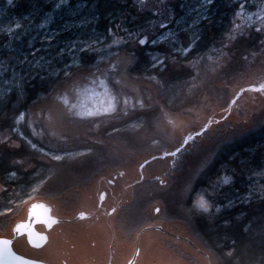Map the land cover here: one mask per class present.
<instances>
[{
	"label": "snow or ice",
	"instance_id": "1",
	"mask_svg": "<svg viewBox=\"0 0 264 264\" xmlns=\"http://www.w3.org/2000/svg\"><path fill=\"white\" fill-rule=\"evenodd\" d=\"M232 4L228 27L219 35L212 31L218 0H80L74 6L70 0H56L55 9L68 6L67 18L58 13L57 19L47 12L34 28V17L28 16L24 17L28 23L14 20L0 28L5 37V42L0 44V109L21 108L33 96L46 101L35 111L23 107L10 129L30 153L12 140L11 135L0 138V145L11 149L6 157L0 158V197L5 200V211L0 216L11 212L17 200L24 204L37 195L46 194L52 199L78 195L79 190L69 186L66 170L79 171L93 149L67 147L68 137L58 132L59 129L86 122L98 128L96 121L102 116L129 117L139 112L133 127H143L147 121L167 135L169 127H180L181 117L192 112L191 107L181 109L176 101L179 99L180 104L186 105L195 100L194 106H203L209 114L198 127L181 136L174 150L163 153L165 157H177L189 147H196V137L210 134L213 125L227 120L233 107L239 106L242 94L264 93V82L248 88L240 86L224 99L226 107H222L221 113L217 114L211 106V93L220 89L227 92L229 83L251 66L247 63L249 55L256 57V52L247 55L241 52L240 61L245 63H240L236 58L237 45L243 46L253 32L264 33V0L252 5L255 11L248 7L249 0H232ZM7 5L16 6L14 0H7ZM259 43L261 47L257 51L264 54V39ZM177 66L186 70L188 80L183 86L188 90L187 95L182 96V90L173 84L174 79H179L173 75ZM259 76L264 80V62ZM141 79L151 87L143 90L136 87L135 82ZM96 87L103 88L107 103L89 108L80 98L89 93L98 95ZM21 121L26 122V132L16 127ZM119 131L120 128L112 126V132ZM152 142L160 143L155 139ZM220 147L223 145L211 153L204 151L199 165L176 193V199L186 206L184 211L188 214L219 213L222 228L241 227L250 235L258 234L261 255L259 260L253 258L252 264H264V210L258 220L251 221L255 227H243L250 220L243 206L257 200L264 205V159L257 161L248 155L238 159L232 155L227 165L221 163L214 170ZM176 163L173 160L172 166L176 167ZM123 175L117 172V176ZM155 179L160 185L166 184L160 176ZM100 200L102 207L103 193ZM64 203L71 206L73 201ZM37 208L43 209V216L36 212ZM49 211L44 204H32V215L43 219L52 229L61 221L49 215ZM111 211L114 213L116 209L113 207ZM153 211L159 214L161 208L154 206ZM89 218L84 211L72 217ZM145 227L151 225L145 221ZM22 229H30V225L18 224L15 231ZM143 231L141 228L137 235ZM28 238L37 248L49 239L39 234L33 238L31 231ZM12 244L11 239L0 238V264H38L17 255ZM134 255L139 256L140 251Z\"/></svg>",
	"mask_w": 264,
	"mask_h": 264
},
{
	"label": "flooded vegetation",
	"instance_id": "2",
	"mask_svg": "<svg viewBox=\"0 0 264 264\" xmlns=\"http://www.w3.org/2000/svg\"><path fill=\"white\" fill-rule=\"evenodd\" d=\"M227 97L228 95L226 98ZM6 135H11L12 140H14L16 143L19 142L21 145L23 144L20 139L19 141L16 140L15 135H13L11 132L5 134L0 133V138H3V136ZM101 137L103 136H100L99 139ZM180 137L178 140H180ZM107 139V136L102 138L104 141H107ZM102 140L100 139L101 144H98L100 141L96 142L95 144L97 147L105 146L107 148L108 146L103 144ZM165 141L166 146L168 145L166 150L156 152L150 155V157L143 154L136 156L137 159L143 155V158H141L143 159V162L141 164H144V167L150 163L147 170L149 168H160L163 171L161 178L166 180L165 185H160L154 176H145L143 179L132 182V169L130 168L139 165L135 162L136 159L131 158V156L122 155V163L115 164L112 159H117L114 154L117 148H113L115 149V151H113L112 148L109 149L108 147L106 149L108 152L106 163H86L84 167L75 172H73L71 169L66 170V179L69 183V186L74 190L78 189V195L71 198L65 196L62 199H52L46 194L37 195L33 200L24 204H21L19 200H17L15 205L12 206L13 210L11 212H8L6 216H0V234L8 235V227L10 226L12 220H14L13 224L19 221V217L24 214L26 204H30L32 201L42 199L44 201H55V204L53 203L52 205L60 215L63 214L73 217L78 211H83L90 208L97 209L92 210L90 219L91 221L88 222L86 226H84V230L86 232L88 230L89 234L100 231V236H98V239L100 238V242L97 243L95 240L92 241L93 243L91 242L94 248L89 247L84 250L80 264H101L102 261H106L109 257L107 251L110 247L114 248V251L116 252L115 261L119 262V259L124 257V259H126L128 254L126 256L124 253L126 250H129L128 246L132 244L135 233H137L139 229L145 227V221L149 225L154 223H177L178 225L183 226L181 228H183V231L189 238H191L193 241H198L203 249L210 251L203 243H201L200 240H198L191 222V216L185 211L183 212L182 217L180 214H178V212H175V210L178 209L179 204L178 203L175 205V203L178 202L176 199V193L180 191V188L184 182L182 177L187 172H192L193 169L190 166L187 168L185 164H182V161L185 157L183 155H185V153L181 154L182 156L178 155L177 157H165L163 155L164 151L170 152L174 150L175 147V145L171 146L169 139H166ZM25 148L24 151L26 153H30V149ZM188 151H190V147ZM153 156L160 157V159L154 160ZM109 160H111L110 163ZM173 160H176L177 162L176 167L172 166ZM145 161L148 163H145ZM139 169L142 172L141 175H144V168L141 169L139 165ZM117 172H123L124 175L117 176ZM109 180H113V183H108ZM149 185H153L155 189L149 190ZM139 191L146 192V197H140ZM101 192H105V196L104 200L102 201L103 206L98 208ZM24 199L27 200L28 198L24 197ZM69 199L73 201L71 206L64 203V201ZM138 201L139 203L141 201L143 202L144 210L138 214L134 212V219H132V208H134ZM155 202L160 204L158 207L163 208L161 210V216L156 212L150 213L149 206ZM4 204V198L0 197V212L5 211ZM93 205L96 207H93ZM113 207L117 210L116 213L111 211ZM37 229L39 231H44L45 227L40 225L37 227ZM67 230V227L58 228L57 232L60 234L62 239L67 235ZM74 230H71L69 234L72 236L76 235L77 231ZM174 230L179 231L178 228H174ZM109 239H111L113 243L111 242L112 244H108L107 247L106 242ZM16 244H20L19 241H17ZM151 247H155L151 250L162 249L166 251L170 257L168 258L170 264H202V262L194 254H192L187 247L174 242L170 238H161L159 239L158 244H154ZM146 261L150 262V264H153L154 259L150 253H147V255L141 260L140 264H145ZM215 263L218 264L216 260Z\"/></svg>",
	"mask_w": 264,
	"mask_h": 264
},
{
	"label": "rangeland",
	"instance_id": "3",
	"mask_svg": "<svg viewBox=\"0 0 264 264\" xmlns=\"http://www.w3.org/2000/svg\"><path fill=\"white\" fill-rule=\"evenodd\" d=\"M14 2L16 6L11 7L7 5V0H0V28L5 27L8 22L14 21V20H20L22 23H28V21L24 20L25 16H28L30 19L34 17V19H32V27L34 28L36 24L42 22L43 16L47 12H52V14L56 16L57 19H59V15H63L65 18H67L68 16V6H64L62 9H59V10L54 8V4L56 3V0H44L46 4H49V7H45L46 5H44L42 8H36L33 10L32 8L26 9V6L20 4V0H14ZM79 2L80 1L71 2L70 0L71 5L73 6ZM259 2H260L259 0H249L248 7L250 8V10L255 11L256 9L252 7V5L259 4ZM223 3L225 4L224 5L225 8H228V6L230 5L234 6V4H232V0H223ZM218 4H220L219 0H218ZM58 13L59 15H57ZM254 35L256 37L259 36L261 39H264V33H255ZM255 36L252 37V35H250L251 39L255 38ZM4 42H5V37L2 33H0V44H3ZM255 47H257V45L256 46L254 45V48ZM260 47L261 46H258L257 49H260ZM257 49H255L256 57L255 58L252 57L248 61V64L251 66L247 68V71L242 74L237 75L235 77L234 82L229 83L228 86L230 87L231 92L232 90L237 89L240 86L248 88L251 84H257L258 86L259 82H264V80H261L259 76L261 62H264V54H261V52L257 51ZM179 67L180 66H177L176 68H179ZM135 84H136V87L142 90L148 87H151L149 82L143 79L136 81ZM181 85L176 86V87L179 89ZM180 90H182L181 91L182 96L187 95L188 93L187 88L183 86V88L182 89L180 88ZM95 92L98 95H93L92 93H89L86 96L81 97L80 102L89 108L96 107L102 102L107 103L106 99L102 95L103 88L96 87ZM211 95H212V105L211 106L214 109V111L217 114H219L221 113L222 107H226V105H224V99L226 98L227 95L228 97L231 96V93L227 94L223 89H220L219 91L212 92ZM45 103L46 101L41 100L35 105H32L30 109L35 111L39 109L40 107H42ZM176 103L179 107H185V106L191 107L192 111L193 110L195 111L196 109H200V112L196 117H190L189 114L182 116L181 120L183 121V123L181 124V126L178 128L169 127L167 129V135L161 133L160 130L155 127V125L150 124L147 121H145L142 127L143 129H140V127L138 128L133 127V123L135 122V118H134V121L131 122L128 127L129 129H127L126 127L125 131L123 132V136L127 137L126 140L123 138L119 140L117 135H115V137H112V139L114 140L116 144V148H117L116 152L114 153L117 159L116 160L112 159L113 162H115V164L122 163V158L123 156H126V155L131 156V158H135V159H136V156H139L140 154L150 157V155L156 152L166 150L168 146V145L166 146V141H165L166 139L170 140L171 146H174V145L177 146V143L179 141L178 138L182 134H186L188 131H190L194 127H198L199 124L203 123L206 115L209 114L203 106H201L200 108L195 107L194 106L195 100H193L192 104L182 105L180 104V100L178 99ZM238 105H239L238 107L236 106L233 107L232 113L231 115H228L227 120L222 121L220 125L218 126L213 125V129L210 134H207L203 137H196V141H195L196 147L195 148L190 147V151L185 152V155H183L185 157H184V160L182 161L183 162L182 164H185L187 168L188 166H190L194 170L199 165L200 158L204 154L205 150L209 153L216 151L218 146L220 145L225 146V144L227 145L228 143L233 141L232 139L237 135V133L239 134L243 133L245 130V127L246 128L248 127L256 128L257 126L259 125L262 126L264 124V93L248 91L242 94L241 98L238 101ZM106 115L107 114H105V116ZM136 115H140V113L137 112L135 114H131L132 117ZM32 118L35 119V117H32ZM121 118L122 117H119L117 120L116 118L105 119V117L102 116L96 121V123H99L98 128L95 126L94 123L86 122V123H80L76 125H68L66 128L59 129L58 132H62L64 135L68 137L67 143L76 144L79 146L82 144L89 145L91 142L96 143L100 141L101 138H103L101 137L99 139V136H102L101 134L99 135V132H100L99 130H101V125L109 126L115 123L116 121L120 120ZM216 118L219 119V115H217ZM127 119H130V117L129 118L127 117ZM25 123H26L25 121H21L19 125H16V127H19L21 131L26 132L27 129L25 128ZM161 138L162 139L164 138V139L162 140ZM15 139L19 141L20 138L15 135ZM48 139H53L54 141L56 140L55 137H48ZM153 139L160 141V143L154 144L152 142ZM20 140L22 141V139ZM98 144H101V141L98 142ZM22 147L25 148L26 146L24 147L22 144ZM107 148L105 146L93 147V152L87 158L88 160L87 163H92V164H96L98 162L106 163V159L108 157L107 155L108 152L106 150ZM221 148L222 147H220L219 149ZM112 150L115 151V149L113 148ZM110 162L111 160H109V163ZM135 162L141 165L143 161L141 158H137ZM139 165H137L136 167L130 168L132 169V172H131L132 182H136L137 180L141 179L142 172L139 169ZM149 165L150 163H148L144 167L143 170L145 174L142 176L144 178L145 176L146 177H153V176L161 177L163 171L160 168H156V169L149 168L147 170ZM189 173L190 172H187L185 175H183L182 179L185 180L188 177ZM178 203L179 202H176L175 205ZM159 205L160 204L157 202L150 205L149 206L150 213L154 212L153 211L154 206L158 207ZM138 206L139 207L137 208H132V211H133L132 219H134L135 213L138 214L144 210L143 205L138 204ZM184 208H185V205L179 203L178 209L175 210V212H178V214H180V216L182 217ZM136 209L137 211H135ZM162 209L163 208H161V210ZM161 213H159V215Z\"/></svg>",
	"mask_w": 264,
	"mask_h": 264
},
{
	"label": "trees",
	"instance_id": "4",
	"mask_svg": "<svg viewBox=\"0 0 264 264\" xmlns=\"http://www.w3.org/2000/svg\"><path fill=\"white\" fill-rule=\"evenodd\" d=\"M78 1L80 0H71V2ZM219 2V7L215 9L214 25L212 27V31L216 32L218 35L221 30L227 29L229 20L231 19L232 15V8L234 7L233 5H231L228 6V8H225L223 0H219ZM20 4L26 6V9L32 8V10L36 8H42L44 5H46L45 7H49V4H46L44 0H20ZM254 34L255 33L251 34L252 37L255 36ZM260 40L262 39L259 36H255V38L253 39H251V37L249 36L243 46L237 45V61L242 64L245 63L243 61H240L241 52H244V54L246 55L255 52V49L260 46ZM254 45H257V47L254 48ZM251 58L252 56L249 55V60ZM185 71L186 70L180 66L179 68H176L175 72L173 73L175 77L179 78L174 79L173 84H175L176 86L182 84L180 87L181 89L183 88V82L185 80H188V77L185 75ZM133 75H141V73H133ZM226 93H231L229 86L228 91ZM41 100L42 99H37L35 96H33L32 98L28 99L26 101V105H22L21 108H14L12 106H9L0 109V133H10V129L14 125L13 121L18 111H20L25 106L30 108L32 105H35ZM33 101H35V103ZM180 108L182 109L183 107ZM199 112L200 109H196L195 111L193 110L189 114V116L196 117ZM136 116L132 117L130 114V119H127V117H122V120L120 119L109 126L101 125L99 135L101 134L103 137H108L107 141H103L101 138L103 144H105L109 148H115L116 144L112 139V137H115V135H117L119 140H121L122 138L126 140L127 137L123 136V132L125 131L126 127L127 129H129L128 127L130 123L134 121V118ZM117 119L118 118H116V120ZM113 125L120 128V131L112 132ZM140 129L143 128L140 127ZM232 140L233 141H229L230 143H228L227 145L225 144V146L219 149V154L216 163L213 166L214 170L219 169L221 163L227 165L232 155H237L238 159L241 156L245 155L253 157L257 161H261L262 159H264V124L262 126L259 125L256 128L245 127L244 132L240 134L237 133V135ZM94 143L95 142H91L89 145L82 144L80 146L76 144L67 143V147L79 148L80 150H84V148L87 146L93 149V147H97V145ZM9 152L10 149L6 145H0V158L6 157ZM148 187L149 190L155 189L153 185H149ZM139 195L140 197L144 198L147 194L146 192L139 191ZM138 204L143 205V202H138L134 208H137ZM243 208L245 215L250 217V220L246 224H244L243 227H255L251 224V221L259 219L262 210H264V205H262L257 200L251 205L243 206ZM135 211H137V209ZM189 215L191 216V222L198 240H200L201 243H203L211 251L218 264H252L253 258L259 260L261 255V241L258 234L250 235L241 227H234L230 229L222 228L220 226L219 213H214L211 216H209L208 214L200 215L199 213L195 215ZM240 219L243 220V217H241ZM228 252H231L232 255L228 256Z\"/></svg>",
	"mask_w": 264,
	"mask_h": 264
},
{
	"label": "water",
	"instance_id": "5",
	"mask_svg": "<svg viewBox=\"0 0 264 264\" xmlns=\"http://www.w3.org/2000/svg\"><path fill=\"white\" fill-rule=\"evenodd\" d=\"M138 158H143L141 155ZM143 161V159H142ZM105 196V192H101ZM100 199V198H99ZM55 201H44L42 199L32 201L30 204H26L24 214L19 217V221L13 224L12 220L10 226L8 227V235L0 234V238L11 239L13 241L12 248L17 253V255H22L26 259L37 261L38 264H80L82 261V254L86 248H94L92 241L100 242V231L97 233L89 234L84 230V226L91 220V212L93 209L90 208L83 210L88 213L90 218L86 220L72 219V216H67L63 214H58L56 209L52 204ZM32 204H44L46 208L50 209L49 215L55 216L61 221L57 226L49 229L43 219H37L36 216L32 215ZM93 207H96L93 205ZM101 207V200H99V207ZM117 211V210H116ZM116 211L114 213H116ZM36 212L43 216V209L37 208ZM21 214V213H20ZM18 224L30 225V229H22L20 232L15 231ZM42 225L45 227L44 231H39L38 226ZM67 227V235L62 239L60 234L57 232L58 228ZM183 226L177 223H154L151 224L150 228L144 227V231L138 236L137 233L134 235V240L131 245H129V250L124 254H128L126 259L121 258L115 261L116 252L114 248L108 249L109 257L106 261H102L101 264H127L128 261H134V264H140L141 260L150 253L154 259L153 264H170V258L166 251L162 249L151 250L154 244H158L161 238H170L174 242L187 247L192 254H194L202 264H216L215 259L210 251H206L201 247L198 241H193L187 236L183 231ZM174 228H178L179 231H175ZM76 230V235H70L71 230ZM74 230V231H75ZM33 233V238H36V234L47 236L49 239L46 243L42 244L41 247L37 248L33 246L28 238V232ZM140 232V229L138 230ZM88 234V236H87ZM19 241L20 244H16ZM92 242V243H91ZM112 241L109 239L107 243L110 244ZM113 243V242H112ZM111 243V244H112ZM117 248V247H116ZM119 248V247H118ZM139 250L140 255L136 256L134 253Z\"/></svg>",
	"mask_w": 264,
	"mask_h": 264
}]
</instances>
